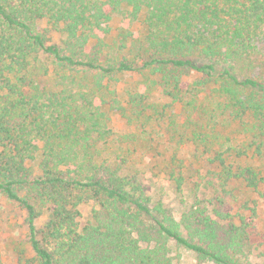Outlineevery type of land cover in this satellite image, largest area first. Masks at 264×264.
Instances as JSON below:
<instances>
[{
  "label": "trees",
  "instance_id": "16d2710c",
  "mask_svg": "<svg viewBox=\"0 0 264 264\" xmlns=\"http://www.w3.org/2000/svg\"><path fill=\"white\" fill-rule=\"evenodd\" d=\"M263 38L264 0H0V193L25 210L26 264H173L172 243L201 263L253 264L245 247L257 208L234 205L238 184L258 191L264 182V74L251 73L264 63ZM148 72L166 108L186 114L179 122L161 109L156 121L168 116L172 138L210 166L196 182L206 193L179 219L153 203L109 125L116 86ZM219 115L241 120L244 138L215 133ZM169 176L181 192L179 165Z\"/></svg>",
  "mask_w": 264,
  "mask_h": 264
},
{
  "label": "rangeland",
  "instance_id": "374dc122",
  "mask_svg": "<svg viewBox=\"0 0 264 264\" xmlns=\"http://www.w3.org/2000/svg\"><path fill=\"white\" fill-rule=\"evenodd\" d=\"M119 20L120 17L115 16L111 21L113 31L118 26ZM41 26L47 30L50 42L58 43L62 40V35L47 21L41 22ZM260 48L264 54V38L260 42ZM261 60L264 62V56ZM259 72L264 74V63L251 73L259 74ZM244 73L249 72L245 69ZM159 78L158 75H151L149 72L147 75L138 73L125 75L116 86L119 103L107 105L110 116L109 125L114 133L115 146L130 150V167L132 170L138 171L144 179L153 203L162 201L179 219L182 211L194 202L198 194L206 193L207 190L204 186H201L199 191L196 190V182L199 180L200 172H204L210 166L206 157L197 152L193 144L179 142L178 138L173 139L168 133L167 123L170 119L168 116H172L180 122L185 121L186 114H183L181 104L166 108L165 105L169 104L171 100L164 94L161 85L153 83V80H159ZM192 79L193 77L190 76L186 78V81L191 82ZM209 99L212 100V98ZM133 100L143 102V105H149V107L147 109L140 107L138 111L132 105ZM161 109L168 116L164 118L166 122L159 123L155 119V116H158L155 111H162ZM171 109H174V114H171ZM151 113L153 117L147 119ZM208 119H210L209 113L199 114V124L201 122L207 124ZM215 120L216 118L212 121L211 126L215 128V133H218L221 138L226 136L237 139L244 138L245 127L243 128L241 120H233L223 115H219L218 120ZM249 161L258 166L263 164V161L257 158ZM178 165L185 176V184L181 192L176 190L169 176L173 169L178 171ZM237 188L238 199L234 205L235 211L242 204L249 203L250 206L257 208L258 213L256 235L245 247L247 254L253 264H264V244H262L264 239V182L260 184L258 191L242 184H238ZM92 208V203L81 206L83 221L88 219ZM46 218L47 216L44 215L38 220V227L43 225ZM29 244L25 210L18 203L0 193V250L3 264H19L20 262L26 264L27 259L34 255ZM170 247L173 264H215L212 261L199 262L192 251L177 247L175 243H172Z\"/></svg>",
  "mask_w": 264,
  "mask_h": 264
}]
</instances>
